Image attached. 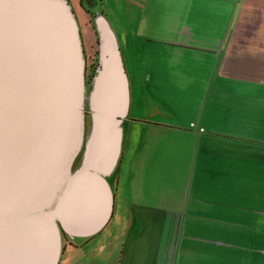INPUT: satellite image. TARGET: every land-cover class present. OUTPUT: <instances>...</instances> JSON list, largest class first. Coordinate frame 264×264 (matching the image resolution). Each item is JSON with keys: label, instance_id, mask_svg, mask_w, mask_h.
I'll return each instance as SVG.
<instances>
[{"label": "crops", "instance_id": "0c3cea01", "mask_svg": "<svg viewBox=\"0 0 264 264\" xmlns=\"http://www.w3.org/2000/svg\"><path fill=\"white\" fill-rule=\"evenodd\" d=\"M90 1L83 29L103 17L128 89L116 264H264V0Z\"/></svg>", "mask_w": 264, "mask_h": 264}, {"label": "water", "instance_id": "95a60500", "mask_svg": "<svg viewBox=\"0 0 264 264\" xmlns=\"http://www.w3.org/2000/svg\"><path fill=\"white\" fill-rule=\"evenodd\" d=\"M97 65L83 136V56L68 0H0V264H56L61 230L87 236L108 220L104 175L118 151L127 80L106 21L94 16Z\"/></svg>", "mask_w": 264, "mask_h": 264}, {"label": "rangeland", "instance_id": "374dc122", "mask_svg": "<svg viewBox=\"0 0 264 264\" xmlns=\"http://www.w3.org/2000/svg\"><path fill=\"white\" fill-rule=\"evenodd\" d=\"M90 1V0H89ZM71 9L76 12V17L78 23L82 30H84L83 40L82 41V56H83V83H84V102H83V136L82 143L77 153L75 154L70 169L75 170L79 167L82 162L84 155L86 141L89 136L91 128V112L88 105V95L90 90V83L94 71L97 65V33L95 30V35H91V32L84 28L85 14L81 11L77 4V0H68ZM91 2V1H90ZM88 6H92L91 3H88ZM94 25V22H93ZM95 28V25H94ZM91 39L90 44L88 41ZM150 106H153V103H150ZM133 123L129 118H124L122 122L123 128L126 130L127 125ZM111 169L104 175L107 182L113 186V177L110 174ZM108 184V185H109ZM110 190H111V186ZM111 225L112 221L109 218L108 221L100 228L99 234L95 237H91L89 240H84V236H71L65 233L64 231L60 232V252L61 256L67 258V264H116L117 257V248L115 249L116 244L112 242L111 239ZM100 239H99V238ZM103 237V239H102ZM98 239V240H96ZM71 243V247L64 249V247ZM114 261V262H113Z\"/></svg>", "mask_w": 264, "mask_h": 264}, {"label": "trees", "instance_id": "16d2710c", "mask_svg": "<svg viewBox=\"0 0 264 264\" xmlns=\"http://www.w3.org/2000/svg\"><path fill=\"white\" fill-rule=\"evenodd\" d=\"M82 6L87 10V11H95L97 9V3L94 2V5L93 6H88V5H85L84 3H82V1H80ZM62 231V230H61Z\"/></svg>", "mask_w": 264, "mask_h": 264}, {"label": "flooded vegetation", "instance_id": "af4514ba", "mask_svg": "<svg viewBox=\"0 0 264 264\" xmlns=\"http://www.w3.org/2000/svg\"><path fill=\"white\" fill-rule=\"evenodd\" d=\"M80 1H82V3H84L85 5H88V3H90L89 0H80Z\"/></svg>", "mask_w": 264, "mask_h": 264}]
</instances>
